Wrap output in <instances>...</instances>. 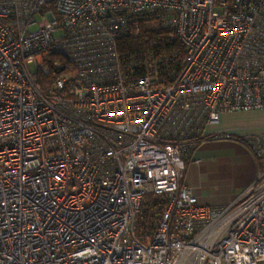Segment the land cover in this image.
Segmentation results:
<instances>
[{"label": "built area", "instance_id": "2783aa9c", "mask_svg": "<svg viewBox=\"0 0 264 264\" xmlns=\"http://www.w3.org/2000/svg\"><path fill=\"white\" fill-rule=\"evenodd\" d=\"M144 16L183 46L168 79L118 56ZM250 110L264 0H0V264H264V133L239 138L262 167L227 207L179 183L205 127Z\"/></svg>", "mask_w": 264, "mask_h": 264}, {"label": "crops", "instance_id": "0c3cea01", "mask_svg": "<svg viewBox=\"0 0 264 264\" xmlns=\"http://www.w3.org/2000/svg\"><path fill=\"white\" fill-rule=\"evenodd\" d=\"M263 133L264 110L221 114L217 123L205 127L202 139L185 148L179 183L189 188L199 205L227 207L256 180L262 167L239 138Z\"/></svg>", "mask_w": 264, "mask_h": 264}, {"label": "trees", "instance_id": "16d2710c", "mask_svg": "<svg viewBox=\"0 0 264 264\" xmlns=\"http://www.w3.org/2000/svg\"><path fill=\"white\" fill-rule=\"evenodd\" d=\"M116 50L121 61L132 64V70L138 75L151 72L164 79H168L180 68L184 54L174 30L155 22L151 16H144L138 21L136 35L125 34L119 37ZM35 77L41 89L47 88L50 81L47 75L39 74ZM160 209L161 205L152 202L139 220V228L144 231L149 229L155 218L154 214L157 215Z\"/></svg>", "mask_w": 264, "mask_h": 264}, {"label": "rangeland", "instance_id": "374dc122", "mask_svg": "<svg viewBox=\"0 0 264 264\" xmlns=\"http://www.w3.org/2000/svg\"><path fill=\"white\" fill-rule=\"evenodd\" d=\"M29 70L31 71V73H33V74L35 73V69H34L33 64L29 66Z\"/></svg>", "mask_w": 264, "mask_h": 264}, {"label": "bare ground", "instance_id": "6f19581e", "mask_svg": "<svg viewBox=\"0 0 264 264\" xmlns=\"http://www.w3.org/2000/svg\"><path fill=\"white\" fill-rule=\"evenodd\" d=\"M180 263V262H179Z\"/></svg>", "mask_w": 264, "mask_h": 264}]
</instances>
